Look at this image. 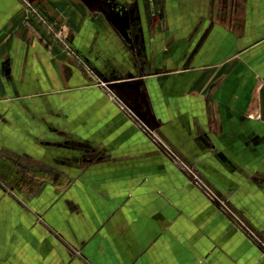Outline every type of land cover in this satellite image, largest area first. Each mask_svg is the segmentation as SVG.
<instances>
[{"label":"crops","instance_id":"1","mask_svg":"<svg viewBox=\"0 0 264 264\" xmlns=\"http://www.w3.org/2000/svg\"><path fill=\"white\" fill-rule=\"evenodd\" d=\"M38 2L127 82H91L24 0H0V264H264L184 168L264 239V0H166L125 32L109 7ZM201 36L213 60L193 78L183 54ZM221 54L243 57L240 80Z\"/></svg>","mask_w":264,"mask_h":264},{"label":"rangeland","instance_id":"2","mask_svg":"<svg viewBox=\"0 0 264 264\" xmlns=\"http://www.w3.org/2000/svg\"><path fill=\"white\" fill-rule=\"evenodd\" d=\"M39 0H24L26 4H28V9L30 13H35L38 15L40 18L38 19L37 24L40 26L45 27V31L48 32L51 36L56 35V40L57 42H61L62 45L64 44L66 49L73 52L75 55L78 56L79 59V64L82 66V68L88 73L91 77V82H98L100 84H112L113 85H122L126 83L127 79L123 75H117V76H109L100 71L97 66H95L93 63L88 61L86 58L84 59L82 56H80L78 53L75 52V48H72L69 44V35L68 32V25L52 16H48L43 7L39 6ZM93 14L100 13L102 10V6L104 7H109V13L116 19L119 23V26H125L124 23L130 22L129 27L136 26L138 24H141L143 16L146 15L148 12L151 11L152 16H154L155 12L157 13V16L159 18H164L166 16V13L168 12L167 9V3L166 0H146L147 2H142L138 5V0H81ZM168 2V1H167ZM139 8L141 12L133 9ZM141 6V8H140ZM105 9V8H103ZM155 10V12H154ZM103 11V10H102ZM105 11V10H104ZM44 15V16H42ZM41 21V22H40ZM43 22V23H42ZM128 26L122 29V32L127 31ZM128 45L130 46L131 53L130 56L132 59L134 58L135 63L138 62V59L141 60L142 62L145 61V59H148V56L144 54V52L141 51L139 54L140 58L136 56V47L137 44L139 43L138 39H134L131 35L129 36L128 34L126 35ZM204 37L201 36L200 38L196 39L191 42V45L188 49V51H185L183 54V57L186 59V67L188 68H193L195 71V77L198 76V74L202 73L200 68H202V60L205 58H211L213 60V57L211 55H202V47L204 44ZM138 58V59H137ZM144 60V61H143ZM215 60H220V64L225 65V64H230L232 68L234 67L237 70V75L239 76L242 74V69H244V61L243 57L240 56H228V55H223L217 56V59L215 57ZM240 77H238V80H240ZM111 86V85H110ZM131 98V96H129ZM142 127H148V125L144 122L142 123ZM157 139V143L162 146L166 150V154L172 158L177 160V155L175 151L170 150V146L166 145L167 142H165L161 137H154ZM185 170L188 171L189 177L194 183H198L197 185L202 186L207 193L212 197L214 203H216L218 206L226 209L227 211H232L234 214L235 219L238 221V223L246 228L248 230V233L253 237L254 241L257 242L261 248L264 251V239L263 237L260 236V233L255 231L252 227H250L242 218V216L229 205L227 199H225L222 195L217 194V193H212L210 187L202 181V179L199 177L197 174V171L192 168L191 166L184 167ZM27 176H31L32 174H27ZM21 179V178H19ZM24 182L19 181L15 185L21 186V184ZM78 254H80L79 251H77Z\"/></svg>","mask_w":264,"mask_h":264}]
</instances>
